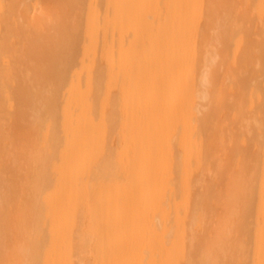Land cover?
<instances>
[{
  "label": "bare ground",
  "instance_id": "bare-ground-1",
  "mask_svg": "<svg viewBox=\"0 0 264 264\" xmlns=\"http://www.w3.org/2000/svg\"><path fill=\"white\" fill-rule=\"evenodd\" d=\"M0 264H264V0H0Z\"/></svg>",
  "mask_w": 264,
  "mask_h": 264
}]
</instances>
